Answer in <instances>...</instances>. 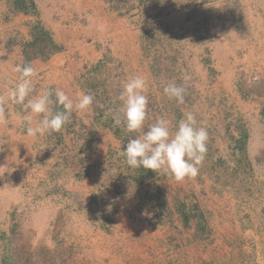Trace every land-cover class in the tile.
Returning a JSON list of instances; mask_svg holds the SVG:
<instances>
[{
    "label": "rangeland",
    "instance_id": "1",
    "mask_svg": "<svg viewBox=\"0 0 264 264\" xmlns=\"http://www.w3.org/2000/svg\"><path fill=\"white\" fill-rule=\"evenodd\" d=\"M105 2L122 22L83 79L95 121L73 111L19 177L0 165V264H264V82L243 62L242 0ZM130 76L148 97L132 133L114 120ZM172 82L186 85L183 103L164 95ZM187 112L209 132L195 179L128 166L130 138L158 117L174 132Z\"/></svg>",
    "mask_w": 264,
    "mask_h": 264
},
{
    "label": "crops",
    "instance_id": "2",
    "mask_svg": "<svg viewBox=\"0 0 264 264\" xmlns=\"http://www.w3.org/2000/svg\"><path fill=\"white\" fill-rule=\"evenodd\" d=\"M35 2L37 12L25 13L14 10L10 0H0V96L6 95L12 84L19 79L20 73L15 69L30 64L35 69L32 77L35 87L25 99V103L45 89L53 90L54 98L57 88L62 89L75 103L78 97L86 92L83 85L86 72L99 64L100 59L104 57L107 43L111 44V40L120 39L115 36L118 31L113 34L110 32L116 30L115 23L122 22V19H114L118 12H115L109 3L106 4L105 0ZM241 5L247 15L248 29L246 38H243L246 40L243 44L246 50L243 62L248 71L264 82V0H242ZM126 20L128 19L125 18ZM37 22L51 34L57 50L47 58L27 59L25 48L32 40V27ZM97 45L102 48L99 50ZM108 47L111 50L112 46L108 44ZM130 49L124 48L121 52L126 54ZM219 53L222 54L221 49ZM227 68L228 65L225 66V69ZM82 69L84 71L79 74ZM221 78H225V75ZM74 111L82 123L89 124L94 120L91 106L86 111ZM29 114L22 104L12 103L10 100L0 103V165L8 171L11 168L13 172L17 171V177L25 169L26 162L34 160V151L48 135L27 134L26 117ZM41 119L42 114L33 115L32 126L35 127ZM97 129L99 135L110 134L106 133L105 128ZM15 188L16 194L6 193L5 190V195H9L10 200L14 196H20V187Z\"/></svg>",
    "mask_w": 264,
    "mask_h": 264
},
{
    "label": "clouds",
    "instance_id": "3",
    "mask_svg": "<svg viewBox=\"0 0 264 264\" xmlns=\"http://www.w3.org/2000/svg\"><path fill=\"white\" fill-rule=\"evenodd\" d=\"M161 4L166 0H160ZM15 71L20 77L8 89L6 95L0 96V103L11 101L22 104L24 110L30 114L26 117L28 122L27 134L30 136H43L51 132H59L69 122L74 110L86 111L94 101L91 94H81L76 102L62 90L55 89V100L52 99L53 91L45 89L34 98L25 99L34 90L32 77L35 69L26 64L18 66ZM186 79V78H185ZM186 85L169 83L163 88V93L168 98H175L178 103L184 102ZM146 93V81L141 76H130L123 85L120 100L123 105L119 108L114 120L121 123V114L127 132H140L145 125L148 115V97ZM53 105L62 106V110L53 111ZM42 119L32 126V116L41 115ZM209 132L206 127L198 126L195 115L191 112L184 114L172 132L170 121L164 117H158L146 131L130 138L121 152L126 158L129 167L138 169H151L155 172L163 171L171 175L176 181L182 182L185 178L195 179L199 173V166L205 160L208 147ZM226 163L231 164L227 157L222 156Z\"/></svg>",
    "mask_w": 264,
    "mask_h": 264
},
{
    "label": "trees",
    "instance_id": "4",
    "mask_svg": "<svg viewBox=\"0 0 264 264\" xmlns=\"http://www.w3.org/2000/svg\"><path fill=\"white\" fill-rule=\"evenodd\" d=\"M13 4V9L25 13H35L37 12V5L35 0H10ZM32 40L26 45L25 55L27 59L32 57H49L55 50L57 46L53 43L51 34L46 31L43 26L37 22L32 27ZM44 44H48L51 48H44ZM42 46V47H41ZM56 111L62 110V106L54 105ZM95 121V120H94ZM96 125L99 124V120L96 119Z\"/></svg>",
    "mask_w": 264,
    "mask_h": 264
}]
</instances>
